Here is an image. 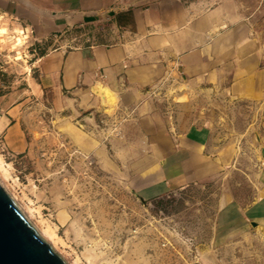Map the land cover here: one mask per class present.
<instances>
[{"label":"rangeland","instance_id":"374dc122","mask_svg":"<svg viewBox=\"0 0 264 264\" xmlns=\"http://www.w3.org/2000/svg\"><path fill=\"white\" fill-rule=\"evenodd\" d=\"M229 1L264 57V0ZM0 27L8 30L0 37V117L15 118L22 141L16 148L0 128V156L7 167L0 181L32 224L43 219L54 229L60 240L53 246L45 239L60 256L69 264H264V221L254 209L264 193V157L258 130L252 127L251 135L246 128L250 113L243 102L164 91L159 97L164 110H182L188 103L193 121L200 110L199 120L216 124L215 143L231 142L235 155L208 181L144 200L132 188L130 169L108 146L122 122L114 107H106L113 95L103 103L96 86L100 105L90 108L66 93L34 94L37 58L58 43L37 42L26 25L7 16L0 15ZM85 33L71 30L62 40L75 48ZM14 36L21 39L19 46Z\"/></svg>","mask_w":264,"mask_h":264},{"label":"crops","instance_id":"0c3cea01","mask_svg":"<svg viewBox=\"0 0 264 264\" xmlns=\"http://www.w3.org/2000/svg\"><path fill=\"white\" fill-rule=\"evenodd\" d=\"M211 1L0 0V15L26 25L39 43H58L37 58L34 94L66 93L90 108L100 105L94 87L113 95L106 107L122 122L108 138L109 149L130 169L134 192L148 200L210 180L235 155L231 142L215 143L216 124L199 120L200 110L196 121L186 114L188 103L164 110L159 97L168 89L243 102L250 113L246 128L251 135L252 127L258 130L264 154V57L235 6ZM80 29L86 33L77 46L65 45L64 34ZM14 119L0 117V128L21 149ZM260 165L264 192V158ZM258 202L254 209L264 221V193Z\"/></svg>","mask_w":264,"mask_h":264},{"label":"water","instance_id":"95a60500","mask_svg":"<svg viewBox=\"0 0 264 264\" xmlns=\"http://www.w3.org/2000/svg\"><path fill=\"white\" fill-rule=\"evenodd\" d=\"M0 264H69L32 224L1 181Z\"/></svg>","mask_w":264,"mask_h":264},{"label":"bare ground","instance_id":"6f19581e","mask_svg":"<svg viewBox=\"0 0 264 264\" xmlns=\"http://www.w3.org/2000/svg\"><path fill=\"white\" fill-rule=\"evenodd\" d=\"M2 15V14H1ZM8 34V30L6 27H0V37H3L4 35ZM15 39V45L19 46L21 44V39L18 36H14L11 37ZM2 41V40H1ZM21 58V56L17 55L14 59L15 60H19ZM94 90H96V87L94 88ZM100 90V88H99ZM101 93H103L104 96V101L103 103L107 104L108 101V96H109V91L107 90H100ZM102 98V96H101ZM6 164L4 163V161L2 160L1 156H0V177L5 178L7 175V167L5 168ZM4 183V182H3ZM9 185V184H8ZM11 187V186H10ZM13 190V189H12ZM12 193V192H11ZM14 195V194H13ZM16 196V195H15ZM15 198V197H14ZM20 199V198H19ZM19 202V201H18ZM23 204V203H22ZM26 206V205H25ZM29 209V208H28ZM23 210V209H22ZM30 210V209H29ZM31 212V211H30ZM27 215V213H26ZM33 216V215H32ZM29 218V217H28ZM34 221V220H33ZM33 225H35V227L38 229V231L47 239H51L52 240V244L54 246L55 244V240H60V238H58L55 235L54 229L43 219L39 220V223H34ZM37 225V226H36ZM48 241V240H47ZM56 247V246H55ZM73 258V257H72ZM77 260L74 261V264H77L76 262Z\"/></svg>","mask_w":264,"mask_h":264}]
</instances>
